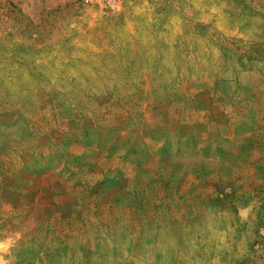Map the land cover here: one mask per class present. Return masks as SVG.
Masks as SVG:
<instances>
[{"label":"rangeland","instance_id":"rangeland-1","mask_svg":"<svg viewBox=\"0 0 264 264\" xmlns=\"http://www.w3.org/2000/svg\"><path fill=\"white\" fill-rule=\"evenodd\" d=\"M0 264H264V0H0Z\"/></svg>","mask_w":264,"mask_h":264},{"label":"trees","instance_id":"trees-1","mask_svg":"<svg viewBox=\"0 0 264 264\" xmlns=\"http://www.w3.org/2000/svg\"><path fill=\"white\" fill-rule=\"evenodd\" d=\"M90 164H93V163H89V165ZM160 173V174H159ZM161 175H162V173L161 172H158L157 174H156V177H161ZM140 181H141V179H139ZM139 180H138V178H135V182L136 181H138L139 182ZM142 185H144V186H148L149 185V182L148 183H142ZM132 192H134V191H131V190H129V191H126L125 192V196L126 197H134V195H133V193ZM147 196L146 195H144V198H146ZM142 198H143V196H142ZM141 198H138V201L140 200ZM129 203V202H128Z\"/></svg>","mask_w":264,"mask_h":264}]
</instances>
